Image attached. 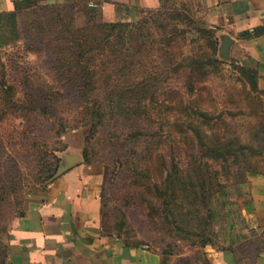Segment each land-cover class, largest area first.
<instances>
[{
	"label": "rangeland",
	"instance_id": "1",
	"mask_svg": "<svg viewBox=\"0 0 264 264\" xmlns=\"http://www.w3.org/2000/svg\"><path fill=\"white\" fill-rule=\"evenodd\" d=\"M103 1L39 0L13 22L0 19V264L11 219L57 176L68 145L100 175L105 231L207 264L201 248L219 244L247 174L261 167L264 96L249 66L218 54L216 31V66L194 69L209 45L197 0H159L109 21L125 24L110 38L121 67L102 66L105 54L87 42L103 21ZM92 56L100 64L86 68L94 76L88 84L78 57ZM198 163L220 183L208 244L165 214L157 189L166 175L177 180L175 171Z\"/></svg>",
	"mask_w": 264,
	"mask_h": 264
},
{
	"label": "crops",
	"instance_id": "2",
	"mask_svg": "<svg viewBox=\"0 0 264 264\" xmlns=\"http://www.w3.org/2000/svg\"><path fill=\"white\" fill-rule=\"evenodd\" d=\"M201 20L229 35V54L249 66L264 96V0H197ZM159 0H104L102 20L125 19ZM13 9L0 0V12ZM77 140V139H76ZM57 176L45 190L29 195L5 237L4 264H188L186 253L168 254L133 245L103 229L100 175L81 162L75 148L62 152ZM247 192L228 214L219 244L202 249L207 264H264V157L247 174ZM179 259V260H178ZM189 264H198L189 263Z\"/></svg>",
	"mask_w": 264,
	"mask_h": 264
},
{
	"label": "trees",
	"instance_id": "3",
	"mask_svg": "<svg viewBox=\"0 0 264 264\" xmlns=\"http://www.w3.org/2000/svg\"><path fill=\"white\" fill-rule=\"evenodd\" d=\"M12 3L13 9L0 12V19L5 16L13 22L15 21L17 13L21 9L39 3V0H12ZM202 23L206 27L203 28V31L209 37V45L208 52L203 50L200 55L202 58L195 59L192 62L194 69L199 71H205L208 68L215 67L217 64V60L215 59L217 44L216 40L213 39V34L217 30V27L208 25L204 21H202ZM123 25L125 24L120 21L115 23L102 21L100 24L91 28L90 35L92 43L87 42L89 49H96L100 54H105L103 57L104 59L102 58V60H100V62H102L101 65L104 66V63H107V67L111 70L113 69L115 73L120 71L121 54L120 50L115 48L111 43L110 38L118 37L116 30ZM130 52H132V47L130 48ZM128 57L132 61L133 54L131 53ZM131 61H129V65H132ZM98 64L100 63H98V60H94L93 56L86 60H82L81 57H78L79 67L84 68L85 70V74L82 78L88 84L92 83L94 76L90 74L86 68H89V66L96 67ZM250 71L252 85L255 86L254 73L252 70ZM209 157L212 158L217 156ZM203 165L202 163H198L187 171H175V173L177 172V176H179V179L177 180L172 179L169 174L166 175L157 189L159 191V196L162 199L165 214L174 221L185 223V226L188 228L191 235L198 237L201 244H208L211 243V238L206 235L214 218V214L210 208V200L213 189L219 187L220 183L211 177L207 165L205 163ZM246 181L247 179L244 181L245 184ZM174 183L175 185L177 184V188H175ZM181 186L184 187L187 195L183 196L181 194ZM177 225L179 224L177 223Z\"/></svg>",
	"mask_w": 264,
	"mask_h": 264
},
{
	"label": "water",
	"instance_id": "4",
	"mask_svg": "<svg viewBox=\"0 0 264 264\" xmlns=\"http://www.w3.org/2000/svg\"><path fill=\"white\" fill-rule=\"evenodd\" d=\"M219 41L218 54L223 58H227L229 56V48L232 43V38L229 35H223L220 37Z\"/></svg>",
	"mask_w": 264,
	"mask_h": 264
},
{
	"label": "built area",
	"instance_id": "5",
	"mask_svg": "<svg viewBox=\"0 0 264 264\" xmlns=\"http://www.w3.org/2000/svg\"><path fill=\"white\" fill-rule=\"evenodd\" d=\"M90 5H92V6H96V3H91Z\"/></svg>",
	"mask_w": 264,
	"mask_h": 264
}]
</instances>
